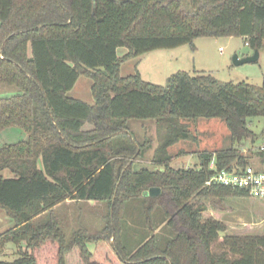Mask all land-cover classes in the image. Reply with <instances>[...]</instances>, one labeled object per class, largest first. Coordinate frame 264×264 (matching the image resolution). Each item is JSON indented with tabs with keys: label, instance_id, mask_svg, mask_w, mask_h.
<instances>
[{
	"label": "trees",
	"instance_id": "obj_1",
	"mask_svg": "<svg viewBox=\"0 0 264 264\" xmlns=\"http://www.w3.org/2000/svg\"><path fill=\"white\" fill-rule=\"evenodd\" d=\"M231 35L264 48V0H0V85L18 89L0 97V133H27L0 146V209L14 221L0 233V251L19 247L0 264H264V226L236 233L205 214L208 205L225 212L228 196L260 199L206 182L213 157L218 170L250 164L236 144L252 134L248 119L264 116V76L256 85L178 71L162 85L121 74L122 62L146 52ZM81 75L92 80L94 104L68 95ZM200 117L224 120L233 143L201 151L196 167L175 168L169 147L196 138L183 120ZM131 119H153L161 130L158 168H133L144 146ZM151 187L160 193L151 196ZM132 199L143 202L149 226L138 246L123 217ZM69 200L107 203L108 223L68 239L55 209Z\"/></svg>",
	"mask_w": 264,
	"mask_h": 264
},
{
	"label": "rangeland",
	"instance_id": "obj_2",
	"mask_svg": "<svg viewBox=\"0 0 264 264\" xmlns=\"http://www.w3.org/2000/svg\"><path fill=\"white\" fill-rule=\"evenodd\" d=\"M258 50L259 58L256 61L236 65L234 62L236 54L243 58L255 52L245 37L241 35L198 37L194 40V48L190 44H184L175 48L155 49L139 57L128 59L122 63L121 74L127 76L139 72L142 73L144 79L164 85L167 83L168 77L175 72L205 71L221 81L246 80L261 85L264 76V48L261 47ZM127 51V48L121 47L118 53L122 56ZM91 86L92 80L81 75L68 95L94 104L95 99ZM17 92L18 89L14 86L0 85V97L13 95ZM183 122L187 124L189 131L196 138L182 139L171 147L169 153L176 157L172 160L171 165L175 168H189L198 165L196 158H193L190 152H186L191 148L207 147L206 150L215 151L227 148L233 143L226 122L220 118L200 117L196 120L184 119ZM248 122L252 134L250 138H243L241 144H236V146L241 154L247 155L251 165L264 169V155L260 148L264 144V116L250 117ZM129 127L135 138L144 146V152L132 158L133 168H158L154 164L153 157L162 133L158 129L156 121L153 119H131ZM26 138L27 133L24 129L11 126L0 133V146ZM180 149L185 152V155ZM5 175H8V171H5ZM222 204L227 208L225 212H218L208 205L205 214L207 216L213 214L228 222L231 230L236 233H260L263 230V198L228 196L225 197ZM109 212L110 208L107 203L93 201L75 202L69 200L55 209L68 239L72 232L81 226L86 227L92 233L100 232L108 223ZM144 212L145 206L140 199H132L125 206L123 217L125 218L126 237L131 246H138L148 235L149 226ZM49 216L50 214L46 213L37 221L45 222ZM155 225L157 227L158 222H155ZM13 227L14 221L7 216L4 210L0 209V233ZM157 231L159 235L163 234L160 228ZM88 247L94 251L95 243H89ZM18 251L19 247L16 244L8 243L3 251H0V259L12 260L18 257Z\"/></svg>",
	"mask_w": 264,
	"mask_h": 264
},
{
	"label": "built area",
	"instance_id": "obj_3",
	"mask_svg": "<svg viewBox=\"0 0 264 264\" xmlns=\"http://www.w3.org/2000/svg\"><path fill=\"white\" fill-rule=\"evenodd\" d=\"M260 148L264 151V144ZM209 167L213 174L207 180V185L220 184L240 188L246 190L252 197L264 198V170L251 164H234L231 168L218 170L215 157L211 159Z\"/></svg>",
	"mask_w": 264,
	"mask_h": 264
},
{
	"label": "water",
	"instance_id": "obj_4",
	"mask_svg": "<svg viewBox=\"0 0 264 264\" xmlns=\"http://www.w3.org/2000/svg\"><path fill=\"white\" fill-rule=\"evenodd\" d=\"M259 58V50L256 49L254 54L250 55V56H246L243 58H240L237 54L234 56V62L236 65H241L247 62H253L256 61ZM161 189L159 187H151L149 189V194L151 196H156L160 193Z\"/></svg>",
	"mask_w": 264,
	"mask_h": 264
},
{
	"label": "crops",
	"instance_id": "obj_5",
	"mask_svg": "<svg viewBox=\"0 0 264 264\" xmlns=\"http://www.w3.org/2000/svg\"><path fill=\"white\" fill-rule=\"evenodd\" d=\"M138 57H139V56H138ZM133 58H135V57H133ZM130 59H132V58H130ZM136 59H137V58H136ZM124 62H125V61H124ZM122 63H123V62H122ZM121 66H122V64H121ZM141 74H142V73H141ZM142 77H143V76H142ZM143 79H144V78H143ZM145 80H146V79H145ZM147 81H148V80H147ZM153 83H154V82H153ZM198 141H200V140H198ZM179 142H180V141H179ZM179 142H178V143H179ZM176 144H177V143H176ZM174 145H175V144H174ZM172 146H173V145H172ZM172 146L169 147V151H170V149H172V148H171ZM206 149H208V148H207V147L202 148V149H200V148H199V149L191 148V149L187 150L186 152H190V153L192 154L193 158H196V163L199 164V163H200V158H199V154H200V152H199V151H203V150H206ZM180 151L182 152V154L184 153L183 155H185V152H184L182 149H180ZM190 153H189V154H190ZM187 154H188V153H187ZM187 154H186V155H187ZM183 155H182V156H183ZM174 158H176V157H174Z\"/></svg>",
	"mask_w": 264,
	"mask_h": 264
}]
</instances>
